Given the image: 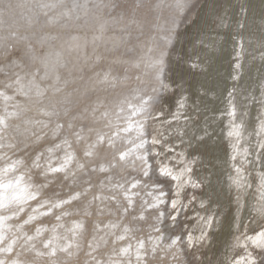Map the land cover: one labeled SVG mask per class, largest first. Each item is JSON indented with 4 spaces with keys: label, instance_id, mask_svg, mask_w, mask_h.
Listing matches in <instances>:
<instances>
[{
    "label": "rangeland",
    "instance_id": "rangeland-1",
    "mask_svg": "<svg viewBox=\"0 0 264 264\" xmlns=\"http://www.w3.org/2000/svg\"><path fill=\"white\" fill-rule=\"evenodd\" d=\"M263 20L264 0H0V260L264 264Z\"/></svg>",
    "mask_w": 264,
    "mask_h": 264
},
{
    "label": "bare ground",
    "instance_id": "bare-ground-1",
    "mask_svg": "<svg viewBox=\"0 0 264 264\" xmlns=\"http://www.w3.org/2000/svg\"><path fill=\"white\" fill-rule=\"evenodd\" d=\"M261 21H262V20H261ZM263 21H264V20H263ZM259 22H260V20H259ZM261 29H263V27H262ZM258 58H259V57H258ZM257 60H258V59H257ZM262 62L264 63V61H262ZM260 64H261V63H260ZM260 67H261V66H260ZM215 68H216V67H215ZM215 68H211V69H214V70H215ZM216 69H217V68H216ZM219 71H220V70H219ZM219 71H217V72H219ZM215 72H216V70H215ZM235 72H236V71H235ZM219 73H220V72H219ZM221 73H222V72H221ZM232 73H233V72H232ZM259 73H261V71H260ZM212 74H214V73H212ZM212 74H211V75H212ZM252 74H253V73H252ZM224 75L227 76L226 73L223 74L222 76L224 77ZM228 75H229V74H228ZM238 75H239V74H238ZM238 75H237V77H238ZM262 75H263V74H262ZM212 76H214V75H212ZM216 76H217V74H216ZM229 76H230V75H229ZM231 76H232V75H231ZM234 76H236V74H235ZM250 76H252V75H249V77H250ZM253 76H254V75H253ZM253 76H252V77H253ZM256 76H257V74H256ZM254 77H255V76H254ZM258 77H259V76H257V78H258ZM261 77H262V76H261ZM263 77H264V76H263ZM263 77H262V78H263ZM217 78H218V77H217ZM219 78H220V75H219ZM229 78H231V77H229ZM229 78H228V79H229ZM233 78H234V77H233ZM257 78H256V79H257ZM262 78H261V79H262ZM220 79H221V78H220ZM225 79H226V78H225ZM225 79H224V80H225ZM235 79H237V78H235ZM247 79H248V78H247ZM259 79H260V77H259ZM214 80H215V79H214ZM216 80H218V79H216ZM231 80H232V79H231ZM233 80H234V79H233ZM262 80H264V79H262ZM225 81H226V80H225ZM243 81H244V80H243ZM254 81H255V83H256V80H254ZM258 81H259V80H258ZM258 81H257V84H258ZM213 83H214V81H213ZM221 83H222V79H221ZM240 83H241V82H240ZM251 83H252V81H251ZM259 83H260V84H263V81H262V83H261V80H260ZM214 84H215V83H214ZM219 84H220V83H219ZM252 84H253V83H252ZM220 85H221V84H220ZM220 85H219V86H220ZM224 85H225V83H224ZM237 85H238V84H237ZM240 85H241V84H240ZM242 85H244V84H242ZM245 85H246V84H245ZM254 85H255V84H254ZM215 86H217V85H215ZM215 86H214V88H215ZM222 86H223V85H222ZM238 86H239V85H238ZM256 86H257V85H256ZM217 87H218V86H217ZM220 87H221V86H220ZM241 87H242V86H241ZM246 87H247V86H246ZM250 87H251V86H250ZM261 87H262V85H261ZM210 88H211V87H210ZM223 88H224V86L222 87V89H223ZM239 88H240V87H239ZM239 88H237V89L239 90ZM242 88H243V87H242ZM244 88H245V87H244ZM222 89H221V90H222ZM235 89H236V88H235ZM235 89H233V90H235ZM237 89H236V90H237ZM248 89H249V88H248ZM209 90H211V89H209ZM214 90H216V89H214ZM214 90H213V93H214ZM225 90H226V92H227V89H225ZM243 90H244V89H243ZM245 90H247V89L245 88ZM250 90H251V89H250ZM258 90H259V88H258ZM258 90H255V91H258ZM217 91H218V89H217ZM230 91H231V90H230ZM230 91H228V92H230ZM240 91H241V90H240ZM263 91H264V88H263L262 92H263ZM207 92H208V91H207ZM207 92H206V93H207ZM209 92H210V91H209ZM218 92H219V91H218ZM226 92H225V93H226ZM241 92H243V91H241ZM241 92H240V94L242 95L243 93H241ZM244 92H245V91H244ZM250 92H252V91H250ZM253 92H254V91H253ZM258 92H259V91H258ZM225 93H223V94H225ZM232 93H233V92H232ZM238 93H239V92H238ZM244 94H246V93H244ZM259 94H260V93H259ZM210 95H212V93H211ZM219 95H221V94H219ZM226 95H228V94H226ZM233 95H234V94H233ZM246 95H247V94H246ZM249 95H250V94H249ZM257 95H258V94H257ZM261 95H262V94H261ZM208 96H209V95H208ZM216 96H218V95H216ZM223 96H224V95H223ZM230 96H231V95H230ZM239 96H240V95H239ZM251 96L254 97V96H253V93H252ZM251 96H249V99H248L249 102H250V97H251ZM262 96H263L262 98H264V95H262ZM211 97H212V96H211ZM213 97H214V96H213ZM213 97H212V98H213ZM220 97H221V96H220ZM225 97H226V96H225ZM225 97H224V98H225ZM243 97H244V96H243ZM243 97H241V98H243ZM208 98H210V97H208ZM222 98H223V97H222ZM229 98H230V97H229ZM231 98H232V97H231ZM234 98H235V97H234ZM226 99H227V98H226ZM236 99H237V97H236ZM236 99H235L234 101H236ZM239 99H240V98H239ZM257 99H258V97H257ZM259 99H261V98L259 97ZM259 99H258V100H259ZM229 100H230V99H229ZM241 100H242V99H241ZM243 100H244V99H243ZM245 100H247V99H245ZM213 101H215V98L213 99ZM216 101H217V100H216ZM216 101H215V102H216ZM222 101H223V100H222ZM227 101H228V100H227ZM239 101H240V100H239ZM251 101H252V100H251ZM261 101H263V99L260 100V102H261ZM224 102H225V101H224ZM229 102H230V101H229ZM237 102H238V100H237ZM243 102H244V101H243ZM245 102H247V101H245ZM254 102H255V101H254ZM256 102H257V101H256ZM258 102H259V101H258ZM217 103H218V101H217ZM221 103H222V102H221ZM227 103H228V102H227ZM232 103H233V102H232ZM219 104H220V103H219ZM235 104H236V102H235ZM240 104H242V102H241ZM244 104H245V103H243V106H244ZM261 104H264V103H261ZM223 105H224V104H223ZM226 105H227V104H226ZM230 105H232V104H230ZM250 105H253V104L250 103ZM254 105H255V104H254ZM254 105H253V106H254ZM257 105H260V104H257ZM216 106H218V105H216ZM221 106H222V105H221ZM221 106H218L217 108L219 109V107H221ZM224 106H225V105H224ZM233 106H234V105H233ZM239 106L241 107V105H239ZM239 106H238V107H239ZM228 107H229V106H228ZM228 107H227V108H228ZM234 107H236V106H234ZM244 107H245V106H244ZM258 107H259V106H258ZM230 108H231V107H229V109H230ZM242 108H243V107H242ZM262 108H263V106H262ZM229 109H228V110H229ZM234 109H235V108H234ZM238 109H240V108H238ZM243 109H244V108H243ZM246 109H247V107H246ZM222 110H223V108H222L220 111H222ZM226 110H227V109H226ZM235 110H237V109H235ZM212 111H213V110H212ZM218 111H219V110H218ZM224 111H225V110H224ZM231 111H232V112H230L229 114L233 113V110H232V109H231ZM245 111H246V110H245ZM245 111H244V112H245ZM257 111H258V110H257ZM225 112H226V111H225ZM228 112H229V111H228ZM237 112H238V111H237ZM255 113H256V112H255ZM255 113H252V114H255ZM212 114H213V113H212ZM214 114H215V113H214ZM214 114H213V116H212V117H213L212 119H217L218 117H220V116H218L217 118H215V117H216V114H215V117H214ZM225 114H227V113H225ZM245 114H246V113H245ZM260 114H261V113H260ZM260 114H259V116H260ZM217 115H220V114H217ZM249 115H250V113H249ZM255 115H256V114H255ZM221 116H222V115H221ZM231 116H232V115H231ZM231 116H230V119H234V118H231ZM237 116L239 117V115H237ZM262 116H264V115H263V112H262ZM254 117H255V116H254ZM256 117H258V116L256 115ZM220 118H221V117H220ZM223 118H224V116H223ZM228 118H229V117H228ZM235 118H236V117H235ZM243 118H244V117H243ZM246 118H247V117H246ZM260 118H261V117H260ZM209 119H211V117H210ZM225 119H227V118L225 117ZM230 119H229V120H230ZM239 119H240V118H239ZM239 119H238L237 121L234 120L235 123L238 122ZM253 119H254V118H253ZM255 119L257 120V118H255ZM261 119H262V118H261ZM221 120H222V119H221ZM250 120H251V119H250ZM250 120H249V122H252V121H250ZM205 121H206V120H205ZM205 121H204V122H205ZM234 121H233V123H234ZM257 121L259 122L260 120H257ZM207 122H208V121H207ZM210 122H211V121H210ZM215 122H216V121H215ZM223 122H224V121H223ZM241 122H242V119H241ZM254 122H255V121H254ZM254 122H253V123H254ZM262 122H263V120H262ZM212 123H213V122H212ZM216 123L218 124V122H216ZM216 123H215V124H216ZM224 123H225V122H224ZM230 123H231V122H230ZM259 123H260V122H259ZM259 123H258V124H259ZM263 123H264V122H263ZM203 124H204V123H203ZM215 124H214V125H215ZM225 124H226V123H225ZM225 124H224V125H225ZM248 124H251V123H248ZM204 125H205V124H204ZM208 125H209V123H208ZM222 125H223V124H222ZM227 125H228V123H227ZM210 126H211V124H210ZM218 126H219V125H218ZM236 126H238V125L236 124ZM239 126H240V124H239ZM245 126H246V125H245ZM245 126H244L243 129H245ZM249 126H250V125H249ZM254 126H255V124H254ZM254 126H252V127L255 128L256 126H255V127H254ZM258 126L261 127V125H258ZM258 126H257V127H258ZM205 127H206V126H205ZM212 127H213V126H212ZM216 127H217V125H216ZM219 127H220V126H219ZM221 127H222V126H221ZM221 127H220V128H221ZM233 127H234V126H233ZM241 127H242V125H241ZM202 128H203V127H202ZM235 128H236V127H235ZM248 128H251V126L248 127ZM261 128H262V127H261ZM200 129H201V127L199 128V130H200ZM207 129H208V128H207ZM212 129H214V128H212ZM222 129H224V128H222ZM229 129H230V128H229ZM229 129H228V130H229ZM231 129H232V126H231ZM202 130H203V129H202ZM209 130H210V129H209ZM225 130H226V129H225ZM233 130H234V129H233ZM236 130H237V128H236ZM239 130H241V128H240ZM250 130H251V129H250ZM252 130H253V129H252ZM263 130H264V128H263ZM220 131H221V130H220ZM223 131H224V130H223ZM256 131H258V130L256 129ZM208 132H209V131H208ZM211 132H213V131H211ZM214 132H215V131H214ZM224 132H225V131H224ZM227 132H228V131H227ZM241 132H242V131H241ZM246 132H247V129H246ZM246 132H245V133H246ZM200 133H201V132H200ZM202 133H203V131H202ZM209 133H210V132H209ZM209 133H208V134H209ZM218 133H219V132H218ZM229 133H231V132H229ZM239 133H240V131H239ZM252 133H253V132H252ZM254 133H255V132H254ZM254 133H253V134H254ZM263 133H264V132H262V134H263ZM196 134H197V133H196ZM204 134H206V132H204ZM204 134H203V135H204ZM210 134H211V133H210ZM223 134H225V133H223ZM235 134H236V131H235ZM246 134H247V133H246ZM260 134H261V131H260ZM201 135H202V134H201ZM203 135H202V136H203ZM218 135H219V134H218ZM221 135H222V133L220 132V136H221ZM227 135H228V134H227ZM230 135H231V134H230ZM247 135H248V134H247ZM194 136H195V134H194ZM199 136H200V135H199ZM204 136H205V135H204ZM206 136H209V135L206 134ZM206 136H205V137H206ZM222 136H223V135H222ZM224 136H226V135H224ZM232 136H233V135H232ZM236 136H237V135H236ZM244 136H246V135H244ZM244 136H243V137H244ZM258 136H259V135H258ZM197 137H198V135H197ZM205 137H204V138H205ZM227 137H228V136H227ZM230 137H231V136H230ZM243 137H242V138H243ZM194 138H195V137H194ZM206 138H207V137H206ZM212 138H213V136H212ZM220 138H221V137H220ZM222 138H224V137H222ZM222 138H221V139H222ZM234 138H235V137H234ZM242 138H240V139H242ZM246 138H247V137H246ZM246 138H243L242 140H244V139H246ZM250 138H251V137H250ZM195 139H196V138H195ZM195 139H194V141H195ZM207 139H208V138H207ZM217 139H218V138H217ZM221 139H219V141H220ZM230 139H231V138H230ZM260 139H261V138H260ZM209 140H210V138H209ZM224 140H225V139H223V141H224ZM237 140H238V139H237ZM219 141H218V142H219ZM234 141H235V140H234ZM245 141H246V140H245ZM195 142H196V141H195ZM218 142H217V143H218ZM221 142H222V140H221ZM232 142H233V141H232ZM235 142H236V141H235ZM238 142H239V140H238ZM242 142H244V141H242ZM247 142H248V138H247ZM249 142H250V141H249ZM252 142H253V141H252ZM254 142H255V141H254ZM256 142H257V141H256ZM209 143H210V142H209ZM211 143H212V142H211ZM214 143H215V142H214ZM233 143H234V142H233ZM240 144H242V143H240ZM261 144H262V143H261ZM263 144H264V143H263ZM214 145H216V143H215ZM228 145H229V144H228ZM237 145H238V144H237ZM255 145H256V144H255ZM231 146H232V145H231ZM247 146H249V145H247ZM250 146H251V145H250ZM252 146L255 147L253 144H252ZM215 147H216V146H215ZM234 147H235V145H234ZM256 147H257V146H256ZM259 147H260V146H259ZM216 148H217V147H216ZM216 148H215V149H216ZM230 148L232 149V147H230ZM230 148H228V149H230ZM239 148H240V146H239ZM241 148H243V146H242ZM241 148H240V149H241ZM245 148L250 149L251 147H250V148H249V147H245ZM234 149H235V148H234ZM213 150H214V149H213ZM217 150H218V149H217ZM238 150H239V149H238ZM250 150H251V149H250ZM250 150H249V151H250ZM257 150H258V149H257ZM214 151H216V150H214ZM244 151H246V149H244L243 152H244ZM228 152H229V151H228ZM230 152H231V150H230ZM233 152H234V151H233ZM235 152H236V151H235ZM238 152H239V151H238ZM243 152H242V154H243ZM250 152H251V151H250ZM250 152H249V153H250ZM247 153H248V151H247ZM251 153H252V152H251ZM254 153H255V152H254ZM244 154H245V153H244ZM227 155H228V154H227ZM227 155H225L224 157H226ZM252 155H253V153H252ZM254 155H255V154H254ZM217 156H218V154H217ZM217 156H216V158H217ZM220 156H221V155H220ZM229 156H232V155L229 154L228 157H229ZM233 156H234V155H233ZM233 156H232V157H233ZM235 156H236V155H235ZM240 156H241V155H240ZM244 156H245V155H244ZM242 157H243V156H242ZM246 157H247V156H246ZM249 157H250V156H249ZM251 157H252V156H251ZM261 157H262V156H261ZM219 158H220V157H219ZM221 158H222V157H221ZM247 158H248V157H247ZM247 158H246V159H247ZM253 158H254V156H253ZM227 159H228V158H227ZM251 159H252V158H251ZM257 159H258V157H257ZM230 160L232 161V159H230ZM230 160H229V161H230ZM242 160H243V159H242ZM247 160H248V159H247ZM249 160H250V159H249ZM249 160H248V161H249ZM253 160H254V159H253ZM255 160H256V159H255ZM215 161H219V162H220V160H215ZM221 161H222V160H221ZM225 161H226V159H225ZM248 161H247V162H248ZM232 162H233V161H232ZM245 162H246V161H245ZM250 162H252V161L250 160ZM256 162H257V160H256ZM216 163H217V162H216ZM225 163H226V162H225ZM254 163H255V162H254ZM263 163H264V162H263ZM220 164H221V163H220ZM227 164H228V163H227ZM230 164H231V163H230ZM232 164H233V163H232ZM258 164H259V163H258ZM258 164H257V165H258ZM218 165H219V164H218ZM224 165H225V164H224ZM224 165H223V166H224ZM228 165H229V164H228ZM257 165H256L255 167H257ZM220 166H222V165H220ZM226 166H227V165H226ZM259 166H260V165H259ZM216 168L218 169V166H217ZM222 169H224V167H223ZM220 170H221V168H220ZM220 170H219V171H220ZM216 171H217V170H216ZM222 171H223V170H222ZM222 171H221V172H222ZM225 171H226V170H225ZM221 172H220V173H221ZM238 172L240 173V171H238ZM215 173H216V172H215ZM220 173H219V174L217 173V174L220 175ZM223 173H224V172H223ZM236 173H237V172H236ZM225 174L227 175L228 172H227V173L225 172ZM234 175H235V174H234ZM224 176H225V175H224ZM228 176H229V175H228ZM228 176H227V177H228ZM236 176H237V175H236ZM242 176H243V175H242ZM210 177H211V176H210ZM230 177H231V176H230ZM223 178H224V177H223ZM234 178H235V176H234ZM236 178H237V177H236ZM238 178H239V177H238ZM231 179H232V177H231ZM239 179H240V178H239ZM241 179H242V178H241ZM227 180L229 181V179H227ZM236 180H237V179H236ZM223 181H224V180H223ZM233 181H235V179H234ZM233 181H232V182H233ZM237 181H238V180H237ZM235 182H236V181H235ZM235 182H234V183H235ZM8 183H10V182H8ZM13 184H14V182H13ZM230 184H231V183H230ZM245 184H246V183H245ZM245 184H244V185H245ZM2 185H3V184H2ZM9 185H10V184H9ZM246 185H247V184H246ZM7 186H8V185H7ZM247 186H248V185H247ZM11 187H12V186H11ZM20 187H21V186H20ZM20 187H19V189H20ZM226 187H228V185H227ZM2 188H3V186H2ZM21 188H24V185H23ZM5 189H6V187H5ZM7 189H9V188H7ZM7 189H6V190H7ZM12 189H13V188H12ZM17 189H18V188H17ZM6 190H5V191H6ZM15 190H16V189H15ZM24 190H25V189H24ZM26 190H27V189H26ZM3 191H4V188H3ZM5 191H4V192H5ZM9 191H10V189H9L8 192H6V193H10ZM18 192H19V191H18ZM18 192H17V193H18ZM0 193H1V192H0ZM6 193H5V194H6ZM21 193H23V191H22ZM3 194H4V193H3ZM1 195H2V194H1ZM12 195H13V194H12ZM22 195H23V194H22ZM22 195H21V196H22ZM26 195H27V194H26ZM16 196H18V195H16ZM21 196H20V197H21ZM23 196H25V195H23ZM6 197H10L9 194H8V196H6ZM18 197H19V196H18ZM3 198H4V197L0 198V202H1V200L4 201L5 199H8V198H5V199H3ZM16 198H17V197H16ZM21 198H22V197H21ZM25 198H26V197H25ZM10 199H11V198H10ZM14 199H15V198H14ZM18 199H19V198H18ZM15 200H16V199H15ZM19 200H21V199H19ZM23 200H24V199H23ZM10 201H12V200H10ZM10 201H9V204H10ZM13 201H14V200H13ZM13 201H12V202H13ZM6 202H7V200H6ZM6 202H4V203H6ZM12 202H11V203H12ZM20 202H22V201H20ZM4 203H3V204H4ZM7 203H8V202H7ZM17 203H19V202H17ZM1 204H2V203H1ZM15 204H16V202H15ZM5 205H6V204H5ZM5 205H4V207H5ZM11 205H12V204H11ZM2 206H3V205H2ZM4 207H3V208H4ZM6 207H7V206H6ZM8 207H9V206H8ZM0 208H1V207H0ZM1 209H2V208H1ZM7 217H8V216H7ZM30 217H31V216H30ZM3 218H6V217H3ZM6 220H7V219H6ZM0 223H1V222H0ZM2 223H4V219H3V222H2ZM3 226L5 227L6 224H4ZM3 226H2V227H3ZM4 227H3V228H4ZM1 229H2V228H1ZM2 232H3V231H2ZM0 234H4V233H0ZM0 237H2V235H0ZM263 238H264V237H263ZM0 240H1V239H0ZM263 243H264V242H263ZM257 244H258V243H257ZM139 248H140V247H139ZM138 254H139V253H138ZM138 257H139V256H138Z\"/></svg>",
    "mask_w": 264,
    "mask_h": 264
},
{
    "label": "snow or ice",
    "instance_id": "snow-or-ice-1",
    "mask_svg": "<svg viewBox=\"0 0 264 264\" xmlns=\"http://www.w3.org/2000/svg\"><path fill=\"white\" fill-rule=\"evenodd\" d=\"M57 127H60V125H58ZM145 141L141 140V144L139 145L140 147L144 146ZM199 143H203V141H199ZM121 159H123V156H121ZM141 159H143V157H141ZM53 171H60V169H53ZM186 172H191V168H186L185 169ZM144 175H148L147 171L144 172ZM173 179H176V177H173ZM194 187H196L197 185H193ZM34 199V197H33ZM65 203H67V201H65ZM173 207H175V204H173ZM11 211L13 212H20L23 211L22 208H17V209H11ZM173 243H175V241H173ZM8 251H10L11 249H7ZM0 264H5V261L0 260ZM11 264H16L15 261H11Z\"/></svg>",
    "mask_w": 264,
    "mask_h": 264
},
{
    "label": "clouds",
    "instance_id": "clouds-1",
    "mask_svg": "<svg viewBox=\"0 0 264 264\" xmlns=\"http://www.w3.org/2000/svg\"><path fill=\"white\" fill-rule=\"evenodd\" d=\"M23 210V209H22Z\"/></svg>",
    "mask_w": 264,
    "mask_h": 264
}]
</instances>
